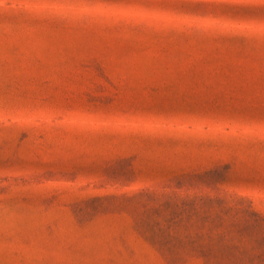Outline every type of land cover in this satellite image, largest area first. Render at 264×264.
Returning <instances> with one entry per match:
<instances>
[{"label": "rangeland", "instance_id": "rangeland-1", "mask_svg": "<svg viewBox=\"0 0 264 264\" xmlns=\"http://www.w3.org/2000/svg\"><path fill=\"white\" fill-rule=\"evenodd\" d=\"M0 264H264V0H0Z\"/></svg>", "mask_w": 264, "mask_h": 264}]
</instances>
